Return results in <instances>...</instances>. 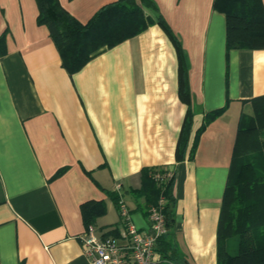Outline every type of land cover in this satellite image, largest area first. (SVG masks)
Returning <instances> with one entry per match:
<instances>
[{"label": "crops", "instance_id": "0c3cea01", "mask_svg": "<svg viewBox=\"0 0 264 264\" xmlns=\"http://www.w3.org/2000/svg\"><path fill=\"white\" fill-rule=\"evenodd\" d=\"M113 1L59 0L81 22ZM151 1L145 29L69 72L36 0H0V264H91L81 204L102 201L96 231L118 234L117 183L147 228L145 197L133 193L143 167L173 177L174 218L160 240L168 258L155 249L152 264H217L236 129L264 95V48L226 53L213 0Z\"/></svg>", "mask_w": 264, "mask_h": 264}, {"label": "trees", "instance_id": "16d2710c", "mask_svg": "<svg viewBox=\"0 0 264 264\" xmlns=\"http://www.w3.org/2000/svg\"><path fill=\"white\" fill-rule=\"evenodd\" d=\"M36 2L37 22L48 28L59 51L61 65L69 72L81 68L103 49L135 35L153 22L147 13L154 7L151 0H115L102 6L86 22L75 18L59 0ZM213 7L225 15L226 53L232 48H264L262 0H213ZM2 41L0 36V52ZM181 92H184L182 82ZM225 108L207 112L200 129ZM188 128L189 121L185 118L177 155H181ZM165 172L162 167H143L139 172L140 185L133 193L145 197L146 214L163 196V214L168 227L174 218L173 177L155 178L156 174ZM119 196L113 193L117 207ZM81 211L86 225L93 223L96 213L103 211L102 201L83 202ZM163 236L157 239L155 249L167 259L168 254L160 245ZM231 238L236 239L234 252L227 247ZM154 264L167 263L162 260ZM217 264H264V95L252 99L251 113H242L237 125L219 215Z\"/></svg>", "mask_w": 264, "mask_h": 264}, {"label": "built area", "instance_id": "2783aa9c", "mask_svg": "<svg viewBox=\"0 0 264 264\" xmlns=\"http://www.w3.org/2000/svg\"><path fill=\"white\" fill-rule=\"evenodd\" d=\"M171 172L156 174L155 178L169 177ZM120 184L115 185L119 193L118 234L99 235L96 226L90 223L81 234L80 239L85 245L84 252L91 264H152L156 241L167 232V224L163 214L164 197L148 210V227H138L131 218L128 204L120 190ZM167 264H175L169 262Z\"/></svg>", "mask_w": 264, "mask_h": 264}, {"label": "rangeland", "instance_id": "374dc122", "mask_svg": "<svg viewBox=\"0 0 264 264\" xmlns=\"http://www.w3.org/2000/svg\"><path fill=\"white\" fill-rule=\"evenodd\" d=\"M248 113H251V112H248ZM228 243H230V244H233V243L236 244V239L231 238ZM229 250H230V245H229Z\"/></svg>", "mask_w": 264, "mask_h": 264}]
</instances>
